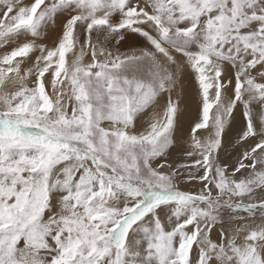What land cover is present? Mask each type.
<instances>
[{
    "label": "snow or ice",
    "instance_id": "1",
    "mask_svg": "<svg viewBox=\"0 0 264 264\" xmlns=\"http://www.w3.org/2000/svg\"><path fill=\"white\" fill-rule=\"evenodd\" d=\"M0 264H264V0H0Z\"/></svg>",
    "mask_w": 264,
    "mask_h": 264
}]
</instances>
